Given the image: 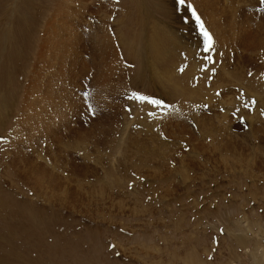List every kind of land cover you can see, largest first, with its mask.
I'll return each instance as SVG.
<instances>
[{
    "label": "rangeland",
    "instance_id": "rangeland-1",
    "mask_svg": "<svg viewBox=\"0 0 264 264\" xmlns=\"http://www.w3.org/2000/svg\"><path fill=\"white\" fill-rule=\"evenodd\" d=\"M209 1L264 35L262 0ZM187 2L0 0V264H264V51L229 33L205 52L192 9L207 18ZM201 118L219 129L217 150ZM27 159L84 184L89 203L19 189L4 168Z\"/></svg>",
    "mask_w": 264,
    "mask_h": 264
},
{
    "label": "bare ground",
    "instance_id": "bare-ground-1",
    "mask_svg": "<svg viewBox=\"0 0 264 264\" xmlns=\"http://www.w3.org/2000/svg\"><path fill=\"white\" fill-rule=\"evenodd\" d=\"M199 2V10L201 11V13H203V18H207V21L204 22V25H206L207 27H209V30L211 31V35H215L212 36L215 40H216V35L221 39L222 37L226 36L228 37L229 33H232L234 34L235 36L238 35L239 37V44L241 46H244V48L247 50V51H261L263 52L264 51V35L261 34V32H252V29L249 27H244V25L242 23H234V20H232L231 18H229V16L226 18L223 17L222 13H219L216 11L217 13V16L212 13V4L209 0H198ZM188 3V2H187ZM198 5V4H197ZM238 5H241V4H238ZM192 6V5H191ZM238 7V6H237ZM194 8H196V6L194 5ZM207 8L209 9L207 11ZM229 9V8H228ZM233 9V8H232ZM234 10V9H233ZM214 14V15H213ZM228 14V13H227ZM226 14V15H227ZM233 14V13H232ZM221 18H222V21H224L223 24H220V21H221ZM239 22V21H238ZM241 22V21H240ZM225 29V31H224ZM237 30H239L237 32ZM71 35V34H70ZM200 38V37H199ZM232 38V37H230ZM229 38V40H230ZM203 39V37L201 38ZM228 39V38H227ZM227 39L225 40V42H227ZM233 39V38H232ZM161 37H160V42H161ZM231 41V40H230ZM95 43H97V46L95 45V51L97 53V55H99V57H102L101 56V51L103 50L104 48V44L105 42L104 41H101L100 39L97 38V42H96V39H95ZM156 43V42H155ZM232 43V42H231ZM162 44V43H161ZM218 44V43H217ZM154 42H153V47L152 48H155L154 50L156 51L155 54L159 55L161 57L160 60H164L166 59L165 57L162 58L163 56H165V52H161L159 51V49L157 50V48L154 46ZM176 45V44H175ZM158 46H159V43H158ZM219 46V45H218ZM139 47V46H137ZM173 47L175 48H172L170 50V52H173V53H176L177 55L179 54L180 50H181V47L180 49L179 48H176L177 46H174ZM41 48V47H40ZM161 50L164 49L163 46H160ZM174 49V50H173ZM184 49V48H183ZM182 49V50H183ZM41 50V49H40ZM47 50V49H46ZM44 50V51H46ZM94 50V49H93ZM166 50V49H164ZM43 51V49H42ZM157 51H159L157 53ZM183 52H185L183 50ZM43 53V52H42ZM190 53V52H189ZM182 55V54H181ZM185 55V54H184ZM194 55V54H193ZM187 56V55H186ZM190 56V55H189ZM136 57H139L138 54H136ZM181 57V56H180ZM192 57V56H190ZM140 58V57H139ZM177 60L178 59V56H177ZM248 61H251L252 58L249 56V58L247 59ZM104 61V60H103ZM99 62V61H98ZM237 62V61H236ZM101 63V62H100ZM137 66L141 65L140 63L138 62H135ZM97 64V63H96ZM105 64L102 66V69H97V72L95 73V77H94V81L96 83V79L97 81H102V77H103V68H104ZM94 67V66H93ZM156 67V66H155ZM195 68H198V65H195ZM194 66H192V69L194 71ZM229 70V69H227ZM191 70L189 71V74H187V76L185 75L184 77H181L180 79V82H184L185 83V78H191L192 74L190 73ZM224 73V74H223ZM221 74H223L224 76H227L225 72H223ZM231 74V73H230ZM257 74V73H256ZM222 75V76H223ZM157 78H159L161 80V77L159 75H156ZM205 76V74H204ZM221 76V75H220ZM230 76V75H229ZM105 77V76H104ZM235 77V76H234ZM187 81V80H186ZM105 82V80H104ZM168 84H169V88L171 89H176L178 88L180 90V92H185L186 93V87L188 86L186 84V86H182V87H178V81H176V84H172L171 82L169 81H166ZM184 85V83H182ZM101 83V82H100ZM99 83V84H100ZM253 83V82H252ZM256 85V84H255ZM258 85V84H257ZM260 85V84H259ZM264 85V84H263ZM253 86V85H252ZM190 87V86H189ZM251 90V89H250ZM257 92H260V91H255ZM263 92V91H261ZM250 96V95H249ZM244 97V96H243ZM182 98H185V97H182ZM247 98V97H246ZM250 99H251V96H250ZM252 103H253V99L251 100ZM250 103V102H249ZM251 103V104H252ZM235 106V105H233ZM232 106V108H233ZM29 107V106H28ZM236 107V106H235ZM256 107H258V105H256ZM29 109V108H28ZM257 111H252V117L254 116L255 118L258 117V113H256ZM26 113V112H25ZM216 115V114H215ZM222 115V114H221ZM24 117V116H23ZM31 119V118H30ZM198 121V120H197ZM213 121V120H212ZM250 121H253V120H250ZM249 122V121H248ZM212 123V122H211ZM215 123V122H214ZM207 121L206 119H202L200 120V124H199V128L201 130L204 131V133L211 139L215 140L214 143H218L215 135H219L220 134V131L219 129L217 130L216 128L212 127L211 125L207 124ZM250 125H252L253 123L252 122H249ZM211 126V127H209ZM251 127V126H250ZM143 128H146V127H143ZM148 128V127H147ZM253 128V127H252ZM183 129V128H182ZM147 130V129H146ZM253 131V132H252ZM250 131V134H252L254 136V138L256 139V135L258 132L260 131H257L255 128ZM188 132V131H187ZM185 132V133H187ZM77 132H73L74 135H76ZM54 134V133H53ZM183 134V133H182ZM259 134V133H258ZM89 135V138H87ZM90 135L92 134H89V133H82V132H79L78 131V136L76 138V140H81L83 139V136L84 138H87V139H90V140H93L95 139V133H93L92 137H90ZM87 136V137H86ZM188 136V135H187ZM75 137V136H74ZM258 139V138H257ZM220 144V143H218ZM104 145H106L105 143H102L101 144V147L104 148ZM214 148L216 149V146L217 145H213ZM219 147H221V144L218 145ZM217 146V147H218ZM225 146V145H224ZM138 148H140L138 145L136 146ZM224 148L227 149L228 151V146H225ZM142 149V148H141ZM136 150H138L136 148ZM212 150V149H211ZM217 150V149H216ZM143 151V150H142ZM144 152V151H143ZM240 156V155H239ZM247 157V156H246ZM245 157V158H246ZM239 158V157H238ZM263 158H261L262 160ZM25 160V158H24ZM28 161L26 162V164L24 165H20L18 164V166L14 163V165H12L10 168H4V174L8 175V172H11L14 176V178L18 181V184L17 186L20 188H23L25 189L26 191L28 189H30V191H28V193L30 194L31 192L34 193V194H37V196L39 197H42L46 202L48 203H51V204H60L61 206H67V207H70V208H81L83 207V205H87L89 203V201L87 200L88 198H91L90 196H93L92 193L90 191H84L85 190V187H84V184H82L85 180V177H86V171H80V174L78 177L79 179L77 181L81 182V184L83 185L82 186V189L81 187L80 188H73L71 185H69V183H67L66 185H63L61 184V180L58 179V177L56 176V173L54 171H52L51 169H46L45 166H42L41 164H38L37 162L35 163L33 160L31 159H27ZM241 161V160H240ZM21 163V162H19ZM52 163V162H51ZM249 163V162H248ZM235 164V161L232 162V165ZM240 164V163H239ZM244 164V163H243ZM256 164V163H255ZM262 164H263V160H262ZM242 167V166H241ZM253 169V168H252ZM251 169V171H252ZM257 169V168H255ZM1 171V170H0ZM3 173V171H1ZM248 172V171H247ZM251 173V172H250ZM8 177H10L11 179V176L9 175ZM7 180V179H6ZM9 183L11 185H13L14 182H12L11 180H8ZM6 182V181H5ZM80 184V185H81ZM60 185H62L61 187H63V190H61V187ZM145 186V185H144ZM147 186V185H146ZM253 188V187H252ZM81 189V190H80ZM79 190V191H78ZM102 190V189H101ZM18 191V190H17ZM22 191V190H21ZM47 191H51V192H47ZM26 193V192H25ZM86 194V195H85ZM88 194V196H87ZM7 196V195H6ZM264 249V248H263Z\"/></svg>",
    "mask_w": 264,
    "mask_h": 264
},
{
    "label": "snow or ice",
    "instance_id": "snow-or-ice-1",
    "mask_svg": "<svg viewBox=\"0 0 264 264\" xmlns=\"http://www.w3.org/2000/svg\"><path fill=\"white\" fill-rule=\"evenodd\" d=\"M177 2L179 5H185L187 3V0H177ZM262 2H264V0H262ZM188 6L191 8V5H188ZM192 15L195 17L196 22L199 26V30L201 32V35L204 38V51L205 52L212 51L213 46H214V40H213L211 33L205 28L203 21L197 15V13L195 12L194 9H192ZM204 59H206L210 62L213 61V57L211 55L204 57ZM249 74L251 75V73H249ZM85 96H87V93H85ZM129 99H133V100H137V101H141V102L147 101V102H150L154 105H161L163 103L162 101L151 99V98L143 96L139 93H132V95L129 97ZM253 103H254V101H253ZM245 107H247V105H245Z\"/></svg>",
    "mask_w": 264,
    "mask_h": 264
}]
</instances>
